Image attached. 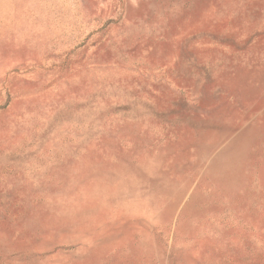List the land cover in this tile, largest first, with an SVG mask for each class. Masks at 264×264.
Returning <instances> with one entry per match:
<instances>
[{"label": "rangeland", "instance_id": "1", "mask_svg": "<svg viewBox=\"0 0 264 264\" xmlns=\"http://www.w3.org/2000/svg\"><path fill=\"white\" fill-rule=\"evenodd\" d=\"M0 264H264V0H0Z\"/></svg>", "mask_w": 264, "mask_h": 264}]
</instances>
